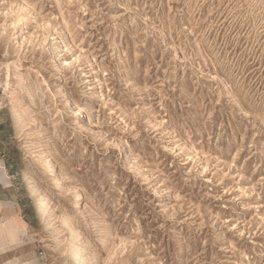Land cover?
I'll return each mask as SVG.
<instances>
[{"label":"rangeland","instance_id":"374dc122","mask_svg":"<svg viewBox=\"0 0 264 264\" xmlns=\"http://www.w3.org/2000/svg\"><path fill=\"white\" fill-rule=\"evenodd\" d=\"M0 97L32 264H264V0H0Z\"/></svg>","mask_w":264,"mask_h":264},{"label":"crops","instance_id":"0c3cea01","mask_svg":"<svg viewBox=\"0 0 264 264\" xmlns=\"http://www.w3.org/2000/svg\"><path fill=\"white\" fill-rule=\"evenodd\" d=\"M9 168V163L0 159V264H32L39 250L37 231ZM36 219L39 221L37 215Z\"/></svg>","mask_w":264,"mask_h":264},{"label":"bare ground","instance_id":"6f19581e","mask_svg":"<svg viewBox=\"0 0 264 264\" xmlns=\"http://www.w3.org/2000/svg\"><path fill=\"white\" fill-rule=\"evenodd\" d=\"M36 207H37V210H38V214L41 216V217H44L45 216V213H46V208H45V203L43 201L42 198H40L37 202H36Z\"/></svg>","mask_w":264,"mask_h":264},{"label":"built area","instance_id":"2783aa9c","mask_svg":"<svg viewBox=\"0 0 264 264\" xmlns=\"http://www.w3.org/2000/svg\"><path fill=\"white\" fill-rule=\"evenodd\" d=\"M0 105H1V97H0Z\"/></svg>","mask_w":264,"mask_h":264}]
</instances>
